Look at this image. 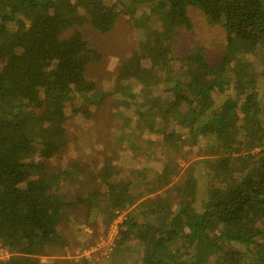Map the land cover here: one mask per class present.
Here are the masks:
<instances>
[{
  "label": "trees",
  "instance_id": "1",
  "mask_svg": "<svg viewBox=\"0 0 264 264\" xmlns=\"http://www.w3.org/2000/svg\"><path fill=\"white\" fill-rule=\"evenodd\" d=\"M121 16L133 43L106 90ZM219 29L217 51L204 31ZM101 107L126 121L107 129ZM263 114L264 0H0V264L64 255L74 218L104 233L121 213L112 264H264ZM86 115L99 120L87 139L106 131L145 161L76 158L71 123Z\"/></svg>",
  "mask_w": 264,
  "mask_h": 264
},
{
  "label": "rangeland",
  "instance_id": "2",
  "mask_svg": "<svg viewBox=\"0 0 264 264\" xmlns=\"http://www.w3.org/2000/svg\"><path fill=\"white\" fill-rule=\"evenodd\" d=\"M201 13L196 12L193 17V21L196 24V29L195 32H192V34L197 37L203 39L202 36V29H201ZM202 20V19H201ZM116 38L122 37L120 41V46L118 49V53L116 55H106L105 57H102L103 59L101 60V65L98 67L99 70V77L96 79L97 82L101 85L103 89H111L113 85V81H115L116 77V64L118 63V58L119 56L122 57L126 55L128 52H130V47L131 43H133V40L131 39L130 42L128 41V25L124 19V17H120L119 20L116 23V29L114 30ZM206 33L207 37L204 40V43L209 45L211 48H214V50L219 51L220 49H223L224 44H225V39L222 35V31L219 29L218 31H209L207 34V31H204ZM109 51L115 52L113 48L109 47ZM86 74H84V77L87 79H92L91 77L94 76L95 71L93 70H86ZM132 81V79L130 80ZM133 86V83H131ZM130 84V85H131ZM135 87V86H133ZM136 88V87H135ZM115 102L117 100L112 101H107L105 103L106 108L114 107ZM103 110V115L104 119L107 123V129L112 130L113 129V124L118 126L119 124V119L122 121H126V118L124 116L119 115V119L112 117V113H110L108 110H104L103 107L100 108ZM264 115V114H263ZM99 121L98 119H94L93 116L91 115H86L85 117L80 119H76L73 121L72 127L74 133H76L77 139L75 141V146H74V152L75 155L77 156L76 158L81 159L82 158H87L90 161L94 162L97 159H99L101 162H109V160H115L113 159V153H109L110 148L113 147L115 149V152L118 154V162L119 163H124V165H134L137 164V162H140L141 160L145 161L144 155L145 152L139 153L138 155L133 154V155H127L124 153V151L127 150L125 145H121L120 141H116L114 138H109L106 137V142L103 140H100L99 137L103 135L104 132L99 134V137L97 138L98 134L94 136L89 135L88 139L85 132H87V128L90 126V123L92 122H97ZM70 124V125H71ZM111 134L110 132H108ZM93 134V133H91ZM146 134V133H145ZM125 138L127 139V136L124 133ZM129 137V136H128ZM146 137V135H145ZM142 138V139H145ZM129 145L131 141H134L133 138L129 137ZM149 139V138H148ZM155 140V138L153 139ZM138 141V139H136ZM76 150V151H75ZM156 151V148H154V152ZM180 155H175L174 156V161L181 167L184 168L188 163H191L192 161L190 160L188 163L184 161ZM184 153V152H183ZM81 156V157H80ZM141 159V160H140ZM193 160V159H192ZM66 161V157H57L54 162L51 164L50 168L54 169L56 167L62 168L64 163ZM146 164H152L150 162H147ZM195 171H196V196H199L202 193V190L204 189V185H206V177H207V170L200 167L199 164L195 165ZM186 195L188 193V189L184 190ZM189 197V194L187 196ZM177 201H182V198L174 197L173 202L174 204ZM92 218V215H90ZM123 214L121 213L119 216H117L112 223L107 227V230L103 233V226L99 221H89L90 223L86 224L83 222V218L78 217L74 218L71 222V227L72 230H75L76 228L80 229V231H74V234L72 237H69V242H70V248L67 250V252L64 253V255H56V256H43L40 258V264H68L66 260H73L74 262H78L79 259H81V256H89L90 262L88 264H112L110 261V256L111 253H107L109 248L112 245V240L114 236L116 235L117 232V223L121 221ZM88 244L87 248H84L81 246L82 243ZM81 249V250H79ZM123 250H127L126 247H123ZM3 256L7 258L8 254L3 253ZM1 260V259H0ZM70 264V263H69Z\"/></svg>",
  "mask_w": 264,
  "mask_h": 264
},
{
  "label": "built area",
  "instance_id": "3",
  "mask_svg": "<svg viewBox=\"0 0 264 264\" xmlns=\"http://www.w3.org/2000/svg\"><path fill=\"white\" fill-rule=\"evenodd\" d=\"M3 253H6L7 254V251L3 250L1 245H0V259H3L4 256H3Z\"/></svg>",
  "mask_w": 264,
  "mask_h": 264
}]
</instances>
